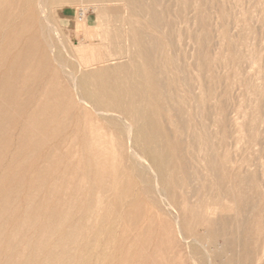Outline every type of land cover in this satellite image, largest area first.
Masks as SVG:
<instances>
[{
    "label": "bare ground",
    "instance_id": "1",
    "mask_svg": "<svg viewBox=\"0 0 264 264\" xmlns=\"http://www.w3.org/2000/svg\"><path fill=\"white\" fill-rule=\"evenodd\" d=\"M252 1L0 0V250L8 241L6 230L11 227L17 233L6 244L10 252L5 264H92L96 255L102 256L100 264L113 256L112 244L126 234L118 235L123 220L134 227L142 216V208L134 206L139 197L132 177L162 212L175 209L169 203L175 186L189 199L201 194L205 180V194L213 197L232 194L236 184L239 189L243 180L234 182L232 176L243 151L222 154L224 133L237 131L236 120L217 106L219 102L221 109L230 107L222 90L223 68L236 64L234 81H246L254 90L256 78L243 75L247 55L239 42L245 40V32L228 54L210 9L211 4L230 2L224 15L236 19L238 10ZM259 3L253 17L264 24V1ZM54 5L77 6L78 32L84 29L83 22L87 24V37L93 39L77 58L52 19ZM91 9L96 24L87 18ZM99 50L105 51L100 62L87 56ZM99 64L109 65L93 70ZM76 110L84 120L81 165L75 171L67 167L66 187L58 191L54 207L46 210L37 198L52 170L61 164L60 147L73 136L67 132ZM166 115L178 135L189 129L190 117L194 118L189 140L172 137L163 125ZM102 127L113 132L114 142L104 138ZM256 128L253 117L242 129L250 133ZM54 141L41 165L34 164ZM186 141L197 172L185 171L180 180L174 176L170 151L179 153V168L184 167L189 161L181 153ZM109 145L116 148L109 150ZM29 178L37 185L29 189V206L20 216L17 203ZM176 226L177 238L190 255L198 256L200 264H217L211 254L215 246L210 251L201 239L183 235L180 223ZM241 235L228 239V244H236Z\"/></svg>",
    "mask_w": 264,
    "mask_h": 264
},
{
    "label": "rangeland",
    "instance_id": "2",
    "mask_svg": "<svg viewBox=\"0 0 264 264\" xmlns=\"http://www.w3.org/2000/svg\"><path fill=\"white\" fill-rule=\"evenodd\" d=\"M263 1L253 0L251 3L248 2L246 8L238 10L236 19H229L224 15L227 8L225 6L230 5V2L211 4L213 8L210 9L212 22L222 30L223 35L220 43L228 54H232V44L239 42V36L243 31L245 32V40L239 42V44L245 45L247 55L243 75L246 78H256L257 89L254 90L248 86L246 81L242 83L234 81L233 74L236 70V64L232 63L228 67H224L223 73L226 75L222 90L225 92V100L228 99L230 107L229 109L224 107V109H221L222 104L218 102L217 105L219 111H226L228 116L236 120L237 131L233 135L227 133L223 135L224 150L222 154L224 157H228L229 154H234L238 150L243 151L241 153L243 157L238 162L237 172L232 176L234 182L238 183L243 180L241 186L238 189V184H236V191H232L230 195L217 194L213 197V195L205 194V183L207 182L205 180L201 194L190 199L187 198L179 186H175V197L169 199V203L175 209L162 212L157 205L142 193L141 184L132 177L131 183L135 186V191L137 190L139 197L134 206L142 208L141 219L138 225L134 227H130L123 220L118 235L121 237L123 231L126 234L123 235V239L121 238V243L112 244L110 255L113 256L105 257L100 264H200L198 256L190 255L187 245L178 240L177 230L179 229L176 225H179V223L183 235L201 239L210 251L215 246V252L211 251V254L216 255L217 264H264V24L257 22L256 18L253 17L257 14L256 5ZM52 11L54 17L52 19L62 32L64 42L68 47L73 46V49L70 48V50L77 58L80 51L84 53L83 50L89 48L91 39H93L87 37L89 34L87 24L83 22L84 29L82 32L77 31L76 24L79 16L77 6L54 5ZM87 18L90 23L96 24V15L93 13V9L87 13ZM92 42L97 43L96 41ZM259 46L263 51L260 52ZM104 55L105 51L99 50L92 51L87 56H94L97 62H100ZM108 65L99 64L93 70L104 69ZM192 71L197 74L196 70L193 69ZM216 103V100L211 102L212 105H216ZM74 115L73 126L67 132L68 136L71 134L73 136L60 147L61 164L52 170L47 183L44 184L37 198L39 201H44L46 210L54 207L59 197L58 191H63L66 187L67 179L64 178V173L67 167L75 171L81 165L83 145L81 144L82 129L80 126L84 123V120L78 110ZM253 117L257 120V128L254 132L247 133L242 128ZM190 122L189 129L178 135L173 121L167 115L163 119L164 127L170 130L174 139H190L196 121L193 117H190ZM100 129L106 135L104 138L107 141L113 140L114 142L115 138L112 131L103 127ZM211 129L212 132L216 130L214 125H211ZM72 139H76L77 143H72ZM55 144L56 141L46 145L41 154L36 156L33 163L37 166L41 165L40 162L45 158L44 155L51 151ZM15 145H17L16 138L13 142L14 148ZM114 148H116L114 145H109L108 149L112 150ZM170 152L176 165L174 172L176 178L181 180L185 171L189 173L197 172V166L191 159L189 141H186L181 149V153L187 156L186 159L189 160L188 163L183 164L184 167L179 168V153L177 154L174 148ZM77 160L79 161L77 162ZM10 162L11 159L8 158L5 164L8 165V168ZM185 167L187 170H185ZM36 185L37 182L34 178L27 180L24 192L17 203L20 216L26 213L29 206L26 198L29 189L35 188ZM186 190H189L188 186H186ZM135 198L137 196L134 194L133 199ZM123 212L126 215L127 208ZM177 218L179 223L176 222ZM217 230L221 233H218ZM239 232L243 234L240 240L234 245H229L228 239H236L235 236ZM6 236L8 241H13L17 233L9 227L6 230ZM8 241L0 250L1 264H5L8 259L7 253L10 252L6 245ZM134 241L137 242L136 246ZM132 247L134 248L132 249ZM232 255H235L234 261L231 260ZM99 257L102 256L92 257V264H97Z\"/></svg>",
    "mask_w": 264,
    "mask_h": 264
}]
</instances>
